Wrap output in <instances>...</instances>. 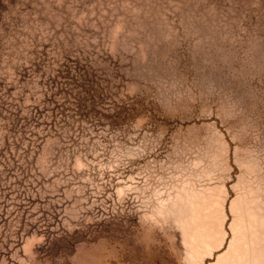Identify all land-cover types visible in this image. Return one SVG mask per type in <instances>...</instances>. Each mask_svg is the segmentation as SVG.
<instances>
[{
    "label": "rangeland",
    "instance_id": "obj_1",
    "mask_svg": "<svg viewBox=\"0 0 264 264\" xmlns=\"http://www.w3.org/2000/svg\"><path fill=\"white\" fill-rule=\"evenodd\" d=\"M6 91L0 264H264V0H12Z\"/></svg>",
    "mask_w": 264,
    "mask_h": 264
},
{
    "label": "trees",
    "instance_id": "obj_2",
    "mask_svg": "<svg viewBox=\"0 0 264 264\" xmlns=\"http://www.w3.org/2000/svg\"><path fill=\"white\" fill-rule=\"evenodd\" d=\"M7 2H12V0H0V14L6 8ZM34 65L38 68L37 63ZM27 69L28 68H25V70ZM7 94V91L0 94V117L5 119L3 125L7 131V134L5 135V144L0 147V160L6 157V153H8L11 149V144L16 148H21V146H23L21 145L22 142L15 141L18 133H21L22 135L29 133L30 135L34 134V131L31 129V125L34 124L38 118L36 115L29 116L22 113L20 107H18L14 102L9 101L8 98H5L7 97ZM10 137L12 138V141L10 140Z\"/></svg>",
    "mask_w": 264,
    "mask_h": 264
},
{
    "label": "crops",
    "instance_id": "obj_3",
    "mask_svg": "<svg viewBox=\"0 0 264 264\" xmlns=\"http://www.w3.org/2000/svg\"><path fill=\"white\" fill-rule=\"evenodd\" d=\"M183 215V214H182ZM184 216V215H183ZM184 220L182 222V228L184 230V236H185V243L186 245L189 246H220L222 243L221 240V229H222V224L224 223V220L226 218V214L220 210L217 213V216L215 219L211 218V222H213L214 225H209L206 227H203L204 229L207 230H202L199 229L198 227H195L193 223L187 218L183 217ZM216 224V225H215ZM213 230L211 233L210 231ZM194 231L197 233L194 234ZM200 232V233H199Z\"/></svg>",
    "mask_w": 264,
    "mask_h": 264
}]
</instances>
